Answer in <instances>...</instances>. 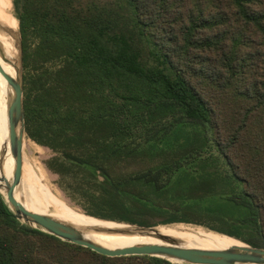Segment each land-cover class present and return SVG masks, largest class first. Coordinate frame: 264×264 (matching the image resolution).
Segmentation results:
<instances>
[{"label":"trees","instance_id":"obj_1","mask_svg":"<svg viewBox=\"0 0 264 264\" xmlns=\"http://www.w3.org/2000/svg\"><path fill=\"white\" fill-rule=\"evenodd\" d=\"M16 17L26 138L85 214L264 247V0H19ZM0 264L174 263L62 241L0 193Z\"/></svg>","mask_w":264,"mask_h":264},{"label":"water","instance_id":"obj_2","mask_svg":"<svg viewBox=\"0 0 264 264\" xmlns=\"http://www.w3.org/2000/svg\"><path fill=\"white\" fill-rule=\"evenodd\" d=\"M19 23V22H18ZM0 29L11 33L10 29L0 22ZM0 57L6 59L4 50L0 45ZM17 69L16 77L7 75L0 63V73L7 79L13 88V96L8 104L7 118L9 137L11 144V152L14 157V172L11 180L1 176L0 180L5 183L6 199L10 209L16 217L25 225L40 230L44 233L53 235L62 241L82 246L101 255L108 257H124V256H151L162 258L171 262L183 264H264V247H255L242 241L241 245H235L224 250H204L199 248H185L180 246L177 239L161 234L156 231L155 227H141L130 225L133 229H80L50 215L38 214L26 208V206L16 198L23 177L24 167V141L26 138L25 128V110H24V81H23V49L22 36L20 29L17 38ZM3 162V159H2ZM3 164L0 162V167ZM2 172V171H1ZM91 218L90 215L84 214ZM107 221V220H104ZM115 222V221H108ZM120 224L119 222H115ZM126 224V223H123ZM91 230L95 233H104L114 236H141L155 238L164 244H147L132 246L130 248L111 250L103 247L86 237L87 231ZM219 234V233H218Z\"/></svg>","mask_w":264,"mask_h":264},{"label":"bare ground","instance_id":"obj_3","mask_svg":"<svg viewBox=\"0 0 264 264\" xmlns=\"http://www.w3.org/2000/svg\"><path fill=\"white\" fill-rule=\"evenodd\" d=\"M19 0H0V22L10 29L7 33L0 29V45L2 46L6 59L0 57V63L7 75L16 77L17 69V38L19 23L16 17L17 4ZM13 96V88L5 76L0 73V177L5 176L11 180L14 172V157L11 152L9 137L7 109ZM3 159V162H2ZM26 152L24 149V168L22 183L16 198L21 201L28 210L50 215L80 229H133L135 227L123 223H109L104 220H97L84 213L72 210L67 207L55 194L46 186L41 185L31 173L27 164ZM30 168V169H29ZM2 171V172H1ZM27 173V175L25 174ZM0 190L6 197L5 183L0 180ZM166 236L175 238L180 246L185 248H199L204 250H224L242 243L220 235L203 227L186 224L159 225L154 228ZM86 237L93 242L111 250L130 248L132 246L147 244H164L155 238L141 236H114L104 233H95L91 230L85 232Z\"/></svg>","mask_w":264,"mask_h":264},{"label":"rangeland","instance_id":"obj_4","mask_svg":"<svg viewBox=\"0 0 264 264\" xmlns=\"http://www.w3.org/2000/svg\"><path fill=\"white\" fill-rule=\"evenodd\" d=\"M18 31H19V29H18ZM25 140H26V142H24V149H25L26 157H27V161H28L27 164L30 166L31 173L33 174L34 178L35 177L37 178V179L35 178L36 181L41 183V185L46 186V188H48L53 194H55L67 207L71 208L72 210L76 209V211L84 213L82 211V209L80 208V205L75 203L70 198V196L66 192L62 191L61 188L58 186V176L51 173L45 167L44 161L51 157V155H52L51 150L48 148H45V147H40L27 138H25ZM24 166H25V164H24ZM25 174L27 175L26 172H25ZM106 222H108V221H106ZM109 223L115 224L114 222H109ZM197 227H199V226H197ZM242 233H243V236L246 238L251 237V234L247 231H243ZM173 263L174 264H183V263H178V262H173Z\"/></svg>","mask_w":264,"mask_h":264}]
</instances>
